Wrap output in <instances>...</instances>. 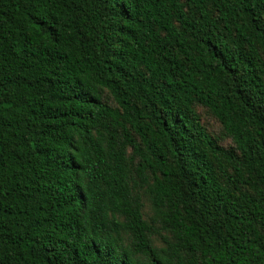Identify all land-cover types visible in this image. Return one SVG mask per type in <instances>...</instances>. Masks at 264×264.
Listing matches in <instances>:
<instances>
[{"label":"trees","instance_id":"16d2710c","mask_svg":"<svg viewBox=\"0 0 264 264\" xmlns=\"http://www.w3.org/2000/svg\"><path fill=\"white\" fill-rule=\"evenodd\" d=\"M0 264H264V0H0Z\"/></svg>","mask_w":264,"mask_h":264},{"label":"rangeland","instance_id":"374dc122","mask_svg":"<svg viewBox=\"0 0 264 264\" xmlns=\"http://www.w3.org/2000/svg\"><path fill=\"white\" fill-rule=\"evenodd\" d=\"M201 113L203 114V122H204L205 126L207 127V129L212 134H217L218 133V129H219L218 124L210 116H207L206 114H204V112L201 111ZM223 144L227 145L228 142L227 141H223Z\"/></svg>","mask_w":264,"mask_h":264}]
</instances>
